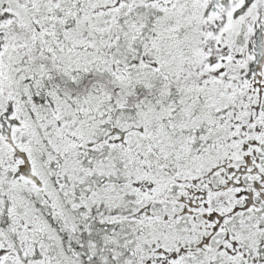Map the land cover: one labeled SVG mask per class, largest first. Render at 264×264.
<instances>
[{
	"label": "snow or ice",
	"instance_id": "snow-or-ice-1",
	"mask_svg": "<svg viewBox=\"0 0 264 264\" xmlns=\"http://www.w3.org/2000/svg\"><path fill=\"white\" fill-rule=\"evenodd\" d=\"M0 264H264V0H0Z\"/></svg>",
	"mask_w": 264,
	"mask_h": 264
}]
</instances>
